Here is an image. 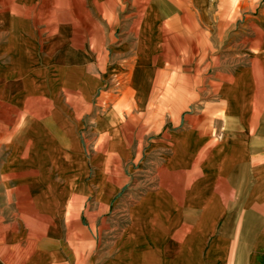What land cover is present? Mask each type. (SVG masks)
I'll return each instance as SVG.
<instances>
[{"label": "crops", "instance_id": "1", "mask_svg": "<svg viewBox=\"0 0 264 264\" xmlns=\"http://www.w3.org/2000/svg\"><path fill=\"white\" fill-rule=\"evenodd\" d=\"M0 264H264V0H0Z\"/></svg>", "mask_w": 264, "mask_h": 264}, {"label": "rangeland", "instance_id": "2", "mask_svg": "<svg viewBox=\"0 0 264 264\" xmlns=\"http://www.w3.org/2000/svg\"><path fill=\"white\" fill-rule=\"evenodd\" d=\"M144 1H147V0H144ZM152 1H154V0H152ZM157 1H161L163 3L165 2V0H157ZM233 1H236V0H233ZM242 12H243V10L242 9H239V8H236V9H233L232 10V13H233V16H232L233 23L236 20L238 21V23L240 22V17H241V13ZM156 27L157 26H156V24H154V21L152 19H151V21L147 25L144 26V28H147L150 32L152 31L153 33H154V30H155ZM238 27L239 26L237 24L236 28H238ZM151 39H152L151 40L152 41V46L154 48V46L157 43V41H155V38L154 37H151ZM172 43H175V42H172ZM196 44H197V42H196ZM232 44H233V50H234V48H238L239 47V42H237V41H234L233 40L232 41ZM193 45L194 44H189V47L188 48L190 49L191 53L195 52V54H196V51H193ZM172 49H173V51L170 52L172 54V57L170 59L173 61L172 63L175 64V61H177V60L178 61H181V60H179V57H176L175 56L176 52L174 50L176 49V47L175 46H172ZM195 54L194 55L192 54L191 56H184L183 59H182L183 62H184L183 66L184 67H188L189 70H192L191 67L193 65H195L194 62L198 60V57ZM233 58H234V56L232 57V59ZM159 60H160V54L159 55H155L153 57V63L157 64V66H158ZM218 60L219 59L217 58V61ZM156 93H159V90L158 89L156 90ZM151 108H152V111L148 115V120L145 121V125L147 124V125H150V126L160 127L164 123L163 122V117H162L161 110L164 111L165 106L153 105V106H151Z\"/></svg>", "mask_w": 264, "mask_h": 264}]
</instances>
